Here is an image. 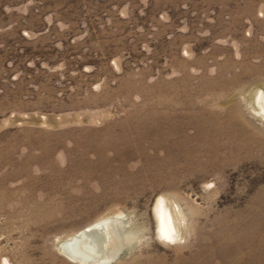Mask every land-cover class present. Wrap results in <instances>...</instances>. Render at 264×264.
Wrapping results in <instances>:
<instances>
[{"label": "rangeland", "instance_id": "1", "mask_svg": "<svg viewBox=\"0 0 264 264\" xmlns=\"http://www.w3.org/2000/svg\"><path fill=\"white\" fill-rule=\"evenodd\" d=\"M0 264H264V0H0Z\"/></svg>", "mask_w": 264, "mask_h": 264}, {"label": "bare ground", "instance_id": "2", "mask_svg": "<svg viewBox=\"0 0 264 264\" xmlns=\"http://www.w3.org/2000/svg\"><path fill=\"white\" fill-rule=\"evenodd\" d=\"M154 208L158 217L160 235L168 240H178L182 236V231L177 223L173 206L160 195L155 201ZM122 239L123 237L116 234L115 230H108L104 223L98 222L68 238L59 240L58 247L70 258L93 262L113 253L119 248Z\"/></svg>", "mask_w": 264, "mask_h": 264}]
</instances>
